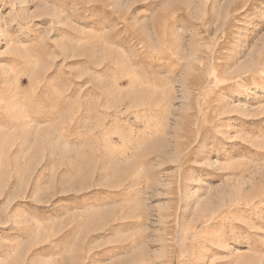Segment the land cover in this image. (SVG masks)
<instances>
[{"label":"rangeland","instance_id":"374dc122","mask_svg":"<svg viewBox=\"0 0 264 264\" xmlns=\"http://www.w3.org/2000/svg\"><path fill=\"white\" fill-rule=\"evenodd\" d=\"M0 264H264V0H0Z\"/></svg>","mask_w":264,"mask_h":264}]
</instances>
